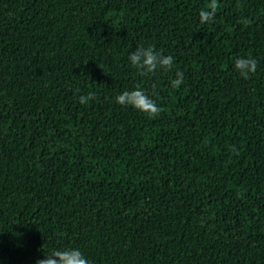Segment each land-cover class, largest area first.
<instances>
[{
    "label": "trees",
    "instance_id": "16d2710c",
    "mask_svg": "<svg viewBox=\"0 0 264 264\" xmlns=\"http://www.w3.org/2000/svg\"><path fill=\"white\" fill-rule=\"evenodd\" d=\"M217 2L0 0V264H264V0ZM137 86L155 119L116 103Z\"/></svg>",
    "mask_w": 264,
    "mask_h": 264
},
{
    "label": "clouds",
    "instance_id": "9594fccd",
    "mask_svg": "<svg viewBox=\"0 0 264 264\" xmlns=\"http://www.w3.org/2000/svg\"><path fill=\"white\" fill-rule=\"evenodd\" d=\"M217 8V0H210L207 9L201 10L199 13L200 23H213ZM128 60L141 76L173 71L174 58L171 55L164 56L155 50L154 46L138 47L129 55ZM234 70L239 73L241 78L249 79L257 70V61L251 56L238 58L234 62ZM183 78V72L176 71L171 86L179 88L183 83ZM92 99H94V94L89 93L86 96H81L79 102L87 104ZM115 101L118 105L133 108L151 119L158 117L162 111L156 101L151 99L149 94L139 86L132 91L122 92L115 98ZM36 264H89V261L79 249L68 248L53 250L49 255L44 256V259L38 260Z\"/></svg>",
    "mask_w": 264,
    "mask_h": 264
}]
</instances>
